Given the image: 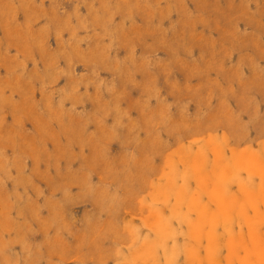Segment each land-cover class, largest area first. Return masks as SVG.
Masks as SVG:
<instances>
[{"label": "rangeland", "instance_id": "374dc122", "mask_svg": "<svg viewBox=\"0 0 264 264\" xmlns=\"http://www.w3.org/2000/svg\"><path fill=\"white\" fill-rule=\"evenodd\" d=\"M0 264H264V0H0Z\"/></svg>", "mask_w": 264, "mask_h": 264}]
</instances>
